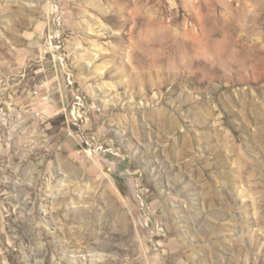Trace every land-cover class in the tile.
<instances>
[{"label": "rangeland", "instance_id": "1", "mask_svg": "<svg viewBox=\"0 0 264 264\" xmlns=\"http://www.w3.org/2000/svg\"><path fill=\"white\" fill-rule=\"evenodd\" d=\"M0 264H264V0H0Z\"/></svg>", "mask_w": 264, "mask_h": 264}, {"label": "bare ground", "instance_id": "2", "mask_svg": "<svg viewBox=\"0 0 264 264\" xmlns=\"http://www.w3.org/2000/svg\"><path fill=\"white\" fill-rule=\"evenodd\" d=\"M171 41H164V40H159L157 43H155L154 44V50L155 51H157L158 53H160V54H163V58H162V61H163V68H162V70H161V74H163V75H165L167 78H171V79H173V80H183V73H182V71H181V66H182V57H181V55L180 54H178L177 56H176V64L177 65H179L180 66V70L178 71V72H174V71H170L168 68H166L167 67V65H169V63H170V61H169V59H170V50H172V49H174V47H173V45H169V43H170ZM169 61V62H168ZM176 65V66H177ZM179 68V67H178ZM233 104V103H232ZM232 110V109H231ZM233 111V110H232ZM235 111V110H234ZM234 115V114H233ZM253 120H257V119H259V116H257V117H254V118H252ZM254 122V121H253ZM251 124V123H250ZM243 126L242 127H244L243 129H245L246 128V125L243 123L242 124ZM241 127V128H242ZM259 135H260V133L259 134H255V137H257L256 138V140H257V142H259L260 141V139L258 138L259 137Z\"/></svg>", "mask_w": 264, "mask_h": 264}]
</instances>
